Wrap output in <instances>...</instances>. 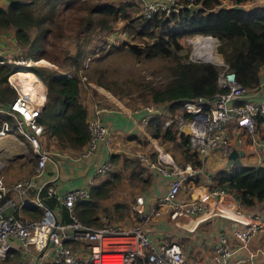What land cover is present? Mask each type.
Returning a JSON list of instances; mask_svg holds the SVG:
<instances>
[{"label": "built area", "instance_id": "2783aa9c", "mask_svg": "<svg viewBox=\"0 0 264 264\" xmlns=\"http://www.w3.org/2000/svg\"><path fill=\"white\" fill-rule=\"evenodd\" d=\"M177 1L148 0L143 2L142 14L145 17L157 11L168 14L178 10ZM188 5L193 4L190 2ZM200 39L202 42L198 43L201 46L193 45L192 55L200 58L207 54L210 60H214L211 53L217 39L211 35ZM17 57L0 51V63L16 62L20 59ZM215 64L220 68L218 90L214 96L186 100L180 109L170 114L166 104L133 109L142 112L138 123L144 128L153 114L166 115L164 126L174 123L178 131L188 137L189 147L201 163L197 166L190 162L177 165L167 152L158 154L157 160L149 164L151 169H156L161 176L172 175V178L152 208H145L142 194L135 197L131 205L132 224L135 225L130 227L119 221L90 224L77 216L73 210L74 203L77 199L89 197L91 183L64 193L57 190L58 176L50 174L48 168L55 164L58 151L42 145L43 125L38 120L45 85L34 74L42 83L37 92L13 78L18 71L10 73L7 80L16 94L9 102L0 101V138L12 133L25 138L37 159L28 176L6 181L0 174V264H191L179 242L163 240L155 244L148 238V231L155 228L156 218L164 212H168L173 220L178 215L203 219L217 215L241 224L230 236L220 235L211 246L207 261L196 260L193 264H257L256 252L235 261L233 256L239 248L247 245L252 235L264 229L262 214L245 211L244 206L224 188L194 183V179L204 171L206 157L217 149L221 150L223 161L230 150L236 148L244 150L242 160L264 166V141L256 129L258 118H264V84L246 88L237 81L228 64ZM81 78L84 80L86 77ZM110 110L93 106L88 118L89 138L77 155L78 159L90 156L101 143L109 151V158L95 161V173L99 175L112 167V134L104 121V114ZM49 198L55 200L53 206L47 204ZM26 204L34 208L27 210L23 207ZM62 207L68 209L66 220L60 215Z\"/></svg>", "mask_w": 264, "mask_h": 264}, {"label": "trees", "instance_id": "16d2710c", "mask_svg": "<svg viewBox=\"0 0 264 264\" xmlns=\"http://www.w3.org/2000/svg\"><path fill=\"white\" fill-rule=\"evenodd\" d=\"M222 1L180 0L178 10L168 14L157 11L150 17H145L137 13L122 25V30L130 36L126 29L130 26L137 35L155 37L154 40L148 42L145 48L127 39L115 40L108 44V50L126 47L136 57H172L183 49L179 42L182 35H212L219 40L217 51L223 56L228 68L235 73L237 81L246 88H256L260 83V70L264 66V6L247 9L239 5L248 0H224L233 3L230 6L222 4ZM190 2L193 4L192 8L188 5ZM73 5L83 10L81 15L73 17L74 20L67 23L68 29L74 25L72 31H67L73 34L65 35L66 38L73 37L76 40L74 51L69 49V45L62 51L60 63H57L58 66L62 64L59 70L34 64L0 63V101L9 102L15 96L13 94L10 99L12 86L5 85L10 73L19 71L13 78L18 82L28 83L37 90L41 82L35 80V74L46 86V100L38 118L43 125L42 139H47L51 146L55 144L59 149H74L79 152L89 138L88 110L80 96L81 77L85 76L84 71L92 57L96 58L100 52H106L103 50L104 44L99 48H89L90 36L82 40L80 37L97 29L104 34L103 42L106 37L104 43L107 45V34L113 31L112 22L119 17H126L125 9L129 3L121 2L115 5L100 0H6L4 6L0 5V28L12 27L13 36L23 56L37 60L48 56V47L56 44L55 38H64V31L59 28L60 22L56 19V14L60 8ZM157 29L160 34L155 36ZM52 53L58 56L56 52ZM219 68L208 62L176 61L172 67L173 79L164 86L151 90L152 104H166L170 114L180 109L186 100L197 96H214L218 90ZM166 117L164 114H153L145 129L159 139L174 141L180 140L181 137V145L186 150V161L191 162L193 166L199 165L201 161L196 153L190 150L188 137L179 132L174 123L164 126ZM261 121H264V118L259 117L257 123ZM260 137L264 140L263 134ZM189 150L194 153V158L189 154ZM116 157L117 154H113L110 160L115 161ZM110 176L115 177L116 173L111 171ZM150 179L151 173L148 177H142V187L147 186ZM110 181V178H105L90 184L89 197L75 201L73 210L82 221L97 223L99 200L109 194ZM208 184L224 188L245 207L256 202L260 207L264 206V166L252 161L216 169ZM46 201L49 206L55 204L53 198ZM118 206L120 204H116L114 209ZM23 207L27 210L34 208L31 204ZM60 215L66 220L68 209L62 207Z\"/></svg>", "mask_w": 264, "mask_h": 264}, {"label": "rangeland", "instance_id": "374dc122", "mask_svg": "<svg viewBox=\"0 0 264 264\" xmlns=\"http://www.w3.org/2000/svg\"><path fill=\"white\" fill-rule=\"evenodd\" d=\"M89 1L96 2L97 0ZM100 1L115 5L121 2H127L129 6L125 9L127 14H125L126 17L124 19L123 17H119L112 22L113 31L107 34V45L104 43L106 37L103 42L104 34L97 29L84 33L80 37L82 40L90 36L88 42L89 48L95 46L99 48L104 44L103 50L106 51L104 54V51L100 52L96 58L92 57L87 69L84 71L86 78L80 83V96L84 102H88V100L93 101L94 105L106 107L108 109H141L152 104L151 90L153 88L162 87L173 79L172 67L175 66L176 61L208 62L217 67L220 66L215 64V62L226 63L223 56L217 51L218 43L216 41H214L215 50L211 53L215 56L214 60H210L205 53V55L200 56V58H195L192 55L193 45L201 46V44L197 42L201 36H204V34L201 33H186L182 35L179 38V42L182 44L183 49L172 57H145L144 55L136 57L126 47L110 51L108 50L110 48L108 44L115 40L127 39L130 40L131 43L138 44L142 48H145L146 44L154 40L155 37H149L148 35L142 37L137 35L130 26L126 27L130 34L128 37L125 31L122 30V25L128 22L130 18H134L137 13H143L144 3H142L141 0ZM147 1L148 0H144V2ZM177 3L180 4V0H178ZM82 13L83 10H79L75 5L67 8H60L59 12L56 14V19L60 22V30L64 31V38L60 37L58 40L55 38L54 41L56 44L48 47L50 50L48 56L41 57L37 60L30 61L29 58L23 56L21 49H19L12 54V56L21 55V57H17L20 59L11 64H34L47 68H58L59 70L62 64L58 66L57 63H60L62 51L64 49L66 50V46L69 45V49L73 52L76 45V40L73 37H65V35H72L73 32L67 31H72L74 28V25H72L68 29L67 23L74 20L73 17H77ZM158 34H160V30L157 29L155 30V36ZM52 41L53 39L50 37V42ZM52 52H56L58 56ZM5 85L10 86L7 79ZM5 85L3 84L2 86L5 87ZM11 90L12 95L10 99L13 97V94H16L14 88L11 87ZM146 133L147 135L143 136V138H134L131 140L128 137L121 136L115 138L116 140L112 142L111 150H114L112 154H117V157L115 161H112L111 170L101 175L97 181L100 182V180L110 178L111 184L109 186V194L99 200L97 223L92 222L90 224L98 225L119 221L127 227L135 225V223L132 224L131 205L135 197L138 194H142V190L146 187H142V177L149 176L151 172L149 164L157 160L158 154L164 152H167L177 165H179L181 161L183 164H187L188 161H186L187 159L184 156L186 150L184 146L181 145V137L180 140L169 141L153 136L149 130H146ZM41 140L45 148L52 150L51 143L47 139H42L41 137ZM190 150L193 151L191 148ZM190 150L188 152L191 157L194 158V153ZM215 155L217 159L215 160V164L222 163V165H218L219 168L225 166V162L221 159V150H214L210 154L211 157L208 158V164L214 167L212 169L209 167V172H213L217 169V166L215 164L213 165L211 162V158ZM36 159V156L32 152V148L25 138L14 133L0 138V163L2 164L0 174H4L12 169L19 175V177H16L17 179L22 178L20 177L22 174H24L23 177L28 176L35 166ZM244 163H246V161ZM202 170L205 172V165ZM27 171L28 173L26 174ZM111 171L116 173L115 177L110 176ZM198 177L194 179L195 184H198ZM116 204H120V206L115 210L114 207ZM172 228L173 227L170 226V229Z\"/></svg>", "mask_w": 264, "mask_h": 264}, {"label": "crops", "instance_id": "0c3cea01", "mask_svg": "<svg viewBox=\"0 0 264 264\" xmlns=\"http://www.w3.org/2000/svg\"><path fill=\"white\" fill-rule=\"evenodd\" d=\"M141 2L143 3L144 0H141ZM5 4L6 0H0L1 6H4ZM222 4H225L226 6L233 5V3H228L224 0L222 1ZM261 5L264 6V0H248L239 6L250 9L254 6ZM18 50L19 45L13 36V28H0V51L10 55L14 54ZM260 77V83L264 84V66L260 70ZM45 100L46 86L41 95L42 104L45 103ZM84 103L87 106L89 117L94 103L93 101L89 100L88 102ZM141 113V111H133L128 108H116L106 112L104 114V121L111 131L112 142L116 140L115 138L121 136L128 137L132 140L134 138H143V136L147 135L145 128L138 123ZM258 128L259 130L257 131L264 135V121H261L257 124L256 129ZM51 147L52 150L58 151V154L55 158V164H50L48 171L50 174H57V190L60 193H64L66 190L84 185L88 182L89 184L97 182L101 175L95 173V161H102L109 158V151L106 150L101 145V143H99L94 153L81 159L77 158L79 153L78 150H62L59 149L55 144H53ZM112 151L114 150L112 149L111 152ZM113 154L110 153L111 156ZM216 155L211 158L213 165L215 164ZM209 157H211L210 154L205 160V172L200 174L197 179L198 184H208L213 172L216 170L215 169L213 172H209V167H211V169L214 168L208 164ZM243 161L245 162L249 160L244 159ZM179 165L184 164L181 161ZM215 165L218 169V165H222V163ZM27 173L28 171L26 174ZM150 173V182L141 192L145 198V208L147 210L148 208H152L155 205L156 199L167 189L169 181L172 178V175L161 176L154 168L151 169ZM2 175L6 181H13L17 179V176L19 177L17 172L12 169ZM23 175L24 174H22L20 177H23ZM244 208L248 213L258 212L262 214L261 216L264 218V206L260 207L258 202L251 206H244ZM170 226L173 228L170 229ZM240 226L241 224L234 220L217 215H213L207 219H203L202 217L198 216L178 215L177 219L173 220L169 218L168 212H164L161 216L156 218L155 228L152 231H148L147 234L148 238L151 239V241H153L155 244L163 240H175L179 242L184 248L189 261L191 264H193V262L196 260L207 261L210 257V248L219 240L220 235L226 234L230 236L231 233ZM144 227L148 228V226ZM191 227H193V230H190ZM237 245L242 246L240 243ZM250 252H256L255 260L257 264H264V229L252 235L248 239L247 245L245 247L238 249L237 253L233 256V261L244 258Z\"/></svg>", "mask_w": 264, "mask_h": 264}, {"label": "water", "instance_id": "95a60500", "mask_svg": "<svg viewBox=\"0 0 264 264\" xmlns=\"http://www.w3.org/2000/svg\"><path fill=\"white\" fill-rule=\"evenodd\" d=\"M191 8L193 5L190 6ZM44 106V104H43ZM42 106V108H43ZM244 156V150L243 149H236L233 148L230 150V152L226 156L225 160V168H229L233 164H243L244 161L242 160V157Z\"/></svg>", "mask_w": 264, "mask_h": 264}, {"label": "bare ground", "instance_id": "6f19581e", "mask_svg": "<svg viewBox=\"0 0 264 264\" xmlns=\"http://www.w3.org/2000/svg\"><path fill=\"white\" fill-rule=\"evenodd\" d=\"M197 42L200 43V42H202V41H201V39H198ZM16 73H20V72L18 71V72H16ZM16 73H15V74H16ZM30 73H31V72H30ZM31 74H33V73H31ZM13 75H14V74H13ZM33 75H34V74H33ZM34 78H35V75H34ZM16 80H17V79H16ZM35 80H36V78H35ZM37 81H38V80H37ZM20 83H21V82H20ZM22 84H24V85H26V86H28V87H30V88H31V87L34 88V86H32V85H30V84H28V83H22ZM40 84H41V83H40ZM34 89H35V88H34ZM35 90H36V89H35ZM37 92H38V91H37Z\"/></svg>", "mask_w": 264, "mask_h": 264}, {"label": "clouds", "instance_id": "9594fccd", "mask_svg": "<svg viewBox=\"0 0 264 264\" xmlns=\"http://www.w3.org/2000/svg\"><path fill=\"white\" fill-rule=\"evenodd\" d=\"M205 35V34H204ZM212 36V35H211ZM214 37V36H213ZM216 38V37H215ZM217 39V38H216ZM217 41H218V44H219V40L217 39ZM219 66V65H218ZM45 85V84H44Z\"/></svg>", "mask_w": 264, "mask_h": 264}]
</instances>
